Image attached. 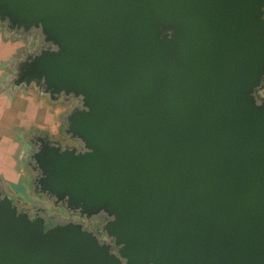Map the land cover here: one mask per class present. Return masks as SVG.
I'll list each match as a JSON object with an SVG mask.
<instances>
[{"label": "water", "instance_id": "obj_1", "mask_svg": "<svg viewBox=\"0 0 264 264\" xmlns=\"http://www.w3.org/2000/svg\"><path fill=\"white\" fill-rule=\"evenodd\" d=\"M0 11L44 22L62 50L26 74L84 92L91 108L70 119L94 152L45 145L46 186L89 215L116 214L107 231L129 264H264L255 0H2ZM169 27L175 38L160 40ZM42 229L0 202V264H124L114 239L115 257L77 226Z\"/></svg>", "mask_w": 264, "mask_h": 264}, {"label": "clouds", "instance_id": "obj_2", "mask_svg": "<svg viewBox=\"0 0 264 264\" xmlns=\"http://www.w3.org/2000/svg\"><path fill=\"white\" fill-rule=\"evenodd\" d=\"M255 5L259 21L264 23V0H255ZM174 38L173 28H161L160 40ZM61 50L60 44L49 38L43 21L14 22L11 14L0 11V202H10L17 218L26 217L29 223L42 221L45 234L58 227L77 226L91 234L99 246H108L112 256L110 241L114 239L121 255L125 245L107 231V225L117 221L116 214L101 208L94 212L98 230H85L79 221L85 214L90 219L93 214L85 212L82 202L73 206L70 194H61L44 183L48 173L38 157L45 145L74 157L94 152L83 136L71 130L74 113L91 112L85 93L57 88L46 74H26L45 53L54 55ZM258 80L250 96L259 108L264 107V73ZM121 256L124 264H129L128 258Z\"/></svg>", "mask_w": 264, "mask_h": 264}, {"label": "rangeland", "instance_id": "obj_3", "mask_svg": "<svg viewBox=\"0 0 264 264\" xmlns=\"http://www.w3.org/2000/svg\"><path fill=\"white\" fill-rule=\"evenodd\" d=\"M86 218V220H84L82 223L84 225V228L86 230H90V231H94V230H97V227L95 225V223L93 221L90 220V218H87L86 216H83ZM81 222V221H79Z\"/></svg>", "mask_w": 264, "mask_h": 264}, {"label": "flooded vegetation", "instance_id": "obj_4", "mask_svg": "<svg viewBox=\"0 0 264 264\" xmlns=\"http://www.w3.org/2000/svg\"><path fill=\"white\" fill-rule=\"evenodd\" d=\"M95 218H96V216H93L90 220L93 221V222H95ZM84 220H86V218L85 217H82L80 221L83 222ZM46 226H47V228L49 227L48 225H46ZM97 230H94V231H97ZM110 244H112L111 241H110Z\"/></svg>", "mask_w": 264, "mask_h": 264}]
</instances>
